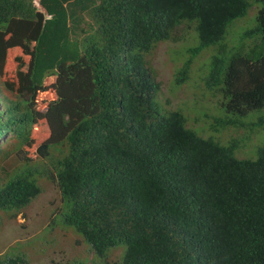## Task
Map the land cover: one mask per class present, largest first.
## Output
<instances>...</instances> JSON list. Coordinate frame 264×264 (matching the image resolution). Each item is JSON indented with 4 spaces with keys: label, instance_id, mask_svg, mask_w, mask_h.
I'll return each instance as SVG.
<instances>
[{
    "label": "trees",
    "instance_id": "trees-1",
    "mask_svg": "<svg viewBox=\"0 0 264 264\" xmlns=\"http://www.w3.org/2000/svg\"><path fill=\"white\" fill-rule=\"evenodd\" d=\"M254 4L232 46L227 27ZM186 28L198 45L174 83L213 46L205 90L233 115L264 109V0H0V223L43 179L53 222L94 260L124 246L118 264H264V145L237 159L161 110L150 57Z\"/></svg>",
    "mask_w": 264,
    "mask_h": 264
},
{
    "label": "rangeland",
    "instance_id": "rangeland-1",
    "mask_svg": "<svg viewBox=\"0 0 264 264\" xmlns=\"http://www.w3.org/2000/svg\"><path fill=\"white\" fill-rule=\"evenodd\" d=\"M259 5H253L246 16L236 19L226 29L227 40L237 46L244 32L255 25ZM198 45L193 29L186 28L175 41L160 44L150 57L161 82L160 103L163 114L181 112L189 129L202 138H210L230 148L240 160H254L264 145L261 121L264 109L246 116L233 115L221 107L218 96L207 92L203 79L209 71V56L213 46L202 51L192 63L188 82L177 85L174 74L187 60V50ZM41 194L15 220L0 223V255L9 251L23 253L26 264H118L125 247L119 246L101 260H94L89 247L72 228L53 219L60 206L57 189L44 181L38 182ZM96 261V263H95Z\"/></svg>",
    "mask_w": 264,
    "mask_h": 264
}]
</instances>
